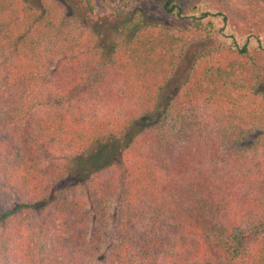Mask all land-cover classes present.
<instances>
[{
  "label": "trees",
  "instance_id": "obj_1",
  "mask_svg": "<svg viewBox=\"0 0 264 264\" xmlns=\"http://www.w3.org/2000/svg\"><path fill=\"white\" fill-rule=\"evenodd\" d=\"M108 9L0 0V264H264V37Z\"/></svg>",
  "mask_w": 264,
  "mask_h": 264
},
{
  "label": "rangeland",
  "instance_id": "obj_2",
  "mask_svg": "<svg viewBox=\"0 0 264 264\" xmlns=\"http://www.w3.org/2000/svg\"><path fill=\"white\" fill-rule=\"evenodd\" d=\"M114 0H92L94 8L93 19H99L102 16L109 14L108 6L112 4ZM210 5L223 11L227 16V20L230 28L239 37L246 36H263L264 37V0H205ZM144 12L148 17L156 19L158 12L152 9H145ZM251 56L260 69V83L264 87V53H259L255 50H251ZM185 61H182L181 66L177 69V73L173 75L167 83L164 85L160 92L161 99L168 96L171 89L182 78L181 69L184 68ZM87 172V164L81 163L76 166L72 172L73 179H80L84 173Z\"/></svg>",
  "mask_w": 264,
  "mask_h": 264
}]
</instances>
